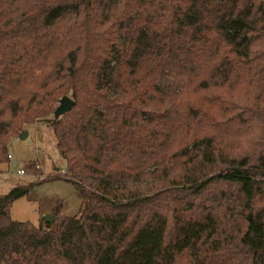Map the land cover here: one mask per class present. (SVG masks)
I'll return each mask as SVG.
<instances>
[{"label":"trees","instance_id":"16d2710c","mask_svg":"<svg viewBox=\"0 0 264 264\" xmlns=\"http://www.w3.org/2000/svg\"><path fill=\"white\" fill-rule=\"evenodd\" d=\"M35 121L65 169L0 193V264H264V0H0V163ZM53 179L77 214L10 217Z\"/></svg>","mask_w":264,"mask_h":264},{"label":"rangeland","instance_id":"374dc122","mask_svg":"<svg viewBox=\"0 0 264 264\" xmlns=\"http://www.w3.org/2000/svg\"><path fill=\"white\" fill-rule=\"evenodd\" d=\"M25 129L23 138L11 137L7 142L8 158L0 163V193H6L16 182L36 180L65 169V159L56 147L52 128L45 122L35 121ZM30 163L35 165L33 173L24 169ZM20 168L24 173L17 172ZM80 205L81 197L71 182L53 179L35 183L15 198L9 214L14 220H28L36 226L54 228V221H46L44 214L52 213L58 206L60 213L75 215Z\"/></svg>","mask_w":264,"mask_h":264},{"label":"water","instance_id":"95a60500","mask_svg":"<svg viewBox=\"0 0 264 264\" xmlns=\"http://www.w3.org/2000/svg\"><path fill=\"white\" fill-rule=\"evenodd\" d=\"M73 103V99L68 95H63L59 98L57 105L55 106L53 110V116L58 117L59 115L63 114L65 111H67ZM26 134V129L24 128L21 130V132L18 134V138H23ZM57 218V215L53 213H46L44 214V219L48 222H52Z\"/></svg>","mask_w":264,"mask_h":264},{"label":"built area","instance_id":"2783aa9c","mask_svg":"<svg viewBox=\"0 0 264 264\" xmlns=\"http://www.w3.org/2000/svg\"><path fill=\"white\" fill-rule=\"evenodd\" d=\"M18 173H24V171H23V169L22 168H20V169H18V171H17Z\"/></svg>","mask_w":264,"mask_h":264},{"label":"crops","instance_id":"0c3cea01","mask_svg":"<svg viewBox=\"0 0 264 264\" xmlns=\"http://www.w3.org/2000/svg\"><path fill=\"white\" fill-rule=\"evenodd\" d=\"M60 213V212H59ZM62 214V213H61Z\"/></svg>","mask_w":264,"mask_h":264}]
</instances>
